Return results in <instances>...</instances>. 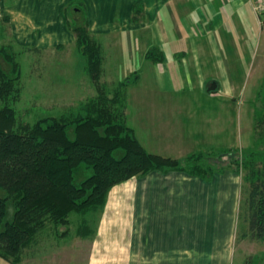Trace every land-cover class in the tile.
Listing matches in <instances>:
<instances>
[{
	"label": "crops",
	"instance_id": "0c3cea01",
	"mask_svg": "<svg viewBox=\"0 0 264 264\" xmlns=\"http://www.w3.org/2000/svg\"><path fill=\"white\" fill-rule=\"evenodd\" d=\"M14 6L23 22L42 24L38 32L46 26L66 36L72 11L88 23L104 58L139 66L131 69L140 77L128 89L127 112L133 123H145L154 152L164 147L163 156L180 159L197 150L249 148L237 112L249 17L264 32L250 0H14ZM152 47L163 61L147 59ZM238 180L230 170L211 180L155 170L115 185L95 217V233L74 237L70 264H233Z\"/></svg>",
	"mask_w": 264,
	"mask_h": 264
},
{
	"label": "trees",
	"instance_id": "16d2710c",
	"mask_svg": "<svg viewBox=\"0 0 264 264\" xmlns=\"http://www.w3.org/2000/svg\"><path fill=\"white\" fill-rule=\"evenodd\" d=\"M73 31L97 94L77 111L34 122L22 120L16 108L22 93L17 52L13 45L0 43V258L21 264L26 250L38 244L49 226L62 238L70 237L73 224L77 236H92L96 214L104 210L110 190L155 170L182 171L206 180L226 170L241 175L245 171L249 193L244 217L250 233L243 235L264 240V168L252 157L255 152L243 151L239 157V148L202 150L177 159L148 151L127 116L128 89L138 83L139 72L110 86L102 84V44L85 20ZM146 56L165 59L158 47L150 48ZM210 155L228 157L229 163L216 165ZM78 176L83 178L77 181ZM73 213L80 215L74 222Z\"/></svg>",
	"mask_w": 264,
	"mask_h": 264
},
{
	"label": "rangeland",
	"instance_id": "374dc122",
	"mask_svg": "<svg viewBox=\"0 0 264 264\" xmlns=\"http://www.w3.org/2000/svg\"><path fill=\"white\" fill-rule=\"evenodd\" d=\"M13 4L14 0H0V43L13 45L17 52V60L21 64L22 93L16 103L18 115L24 121L34 122L42 117L77 111L83 102L97 94V88L88 74L87 59L79 53L73 31V27L81 23L82 18L74 15L72 11L68 12L66 17L69 20L68 28L73 31L69 36H66L67 32L49 31L45 24H43L45 29L38 32L42 24L33 23L31 20L23 22L21 14H14L17 7H12ZM249 23L251 25L250 17ZM250 25L246 58H242L241 73L245 66L246 70L241 80L242 92L239 111H237L240 137L242 141H248L249 148L243 147L244 149L238 150V155L241 157L243 151H254L255 155L252 157L264 163V32L254 30ZM119 61V59L115 62L113 58H104L102 84L108 86L115 84L130 74L131 69L137 67V64L129 62V58H124V64ZM6 68L9 70L10 67L6 66ZM136 69H139V66ZM128 113V122L136 128L137 136L143 146L154 154L164 155L161 153L164 147H161L160 153L152 150L145 123L141 120L139 121L143 124L133 123ZM259 121L262 122L257 126ZM210 160L220 166L229 163L228 157L210 155ZM263 163H260V168H264ZM233 174L238 175L241 190L239 208L237 207V244L233 264H264V240L256 239L251 234L243 235L250 233L249 223L244 217L249 193L248 182L243 178L245 171L242 175L234 172ZM82 178L83 176H78L77 181ZM241 199H244V209L240 217ZM71 217L74 222L80 215L73 213ZM65 228L62 226L60 229L64 231ZM74 230L73 224L70 237L62 238L57 236V228L49 226L40 234L38 244L26 250L21 264H70L71 258H74L71 253L72 248L76 249L75 246L78 245V239L74 240V237H79ZM71 237L73 239H70ZM0 264L9 263L0 258Z\"/></svg>",
	"mask_w": 264,
	"mask_h": 264
},
{
	"label": "built area",
	"instance_id": "2783aa9c",
	"mask_svg": "<svg viewBox=\"0 0 264 264\" xmlns=\"http://www.w3.org/2000/svg\"><path fill=\"white\" fill-rule=\"evenodd\" d=\"M251 5L256 13L260 16L264 13V0H250Z\"/></svg>",
	"mask_w": 264,
	"mask_h": 264
},
{
	"label": "water",
	"instance_id": "95a60500",
	"mask_svg": "<svg viewBox=\"0 0 264 264\" xmlns=\"http://www.w3.org/2000/svg\"><path fill=\"white\" fill-rule=\"evenodd\" d=\"M216 86H215V84H213V87L212 88H215Z\"/></svg>",
	"mask_w": 264,
	"mask_h": 264
}]
</instances>
